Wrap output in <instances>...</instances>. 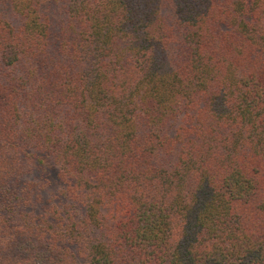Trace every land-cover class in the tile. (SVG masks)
<instances>
[{"label": "trees", "instance_id": "16d2710c", "mask_svg": "<svg viewBox=\"0 0 264 264\" xmlns=\"http://www.w3.org/2000/svg\"><path fill=\"white\" fill-rule=\"evenodd\" d=\"M0 264H264V0H0Z\"/></svg>", "mask_w": 264, "mask_h": 264}]
</instances>
